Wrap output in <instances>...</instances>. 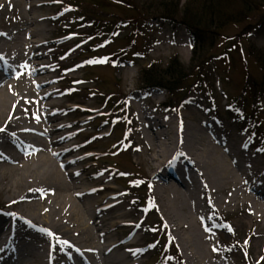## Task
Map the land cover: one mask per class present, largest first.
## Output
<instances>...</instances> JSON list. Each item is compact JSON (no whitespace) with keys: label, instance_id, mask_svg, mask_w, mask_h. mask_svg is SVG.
<instances>
[{"label":"rangeland","instance_id":"rangeland-1","mask_svg":"<svg viewBox=\"0 0 264 264\" xmlns=\"http://www.w3.org/2000/svg\"><path fill=\"white\" fill-rule=\"evenodd\" d=\"M49 1L54 4L50 3L42 9L37 6ZM152 1L154 2V0H137L139 7L135 10L137 13L125 5L109 4L105 7L108 13H115L128 20L120 22L115 30H111V24L108 23L106 26L109 31L103 33L99 30L100 24L96 22L94 26L86 18H81L83 12L79 7L81 3L96 5L98 1L41 0L38 2L33 0V3L27 4L32 6L30 15L25 14L24 9L19 7L0 8V33H14L23 28L25 22L33 21L31 17H36L33 16L35 14L44 13L53 17L28 27V33L36 34L37 41L42 43L39 52L42 53L43 58L39 62L47 66L44 79L52 80L51 87L56 88L61 94L54 100L59 104L57 108L61 109L57 114L62 118V123L67 124V130L61 135L79 129L85 130L74 135V139L70 142V145H78L73 157H78L85 151L96 153V156L95 154L92 156L94 166L92 174L97 173L100 179H107L105 186L109 189L96 196L97 200L105 194H117L113 200L116 202L114 210L104 214L103 218L109 220L116 214L125 215L123 219L109 221L112 224L123 222L115 235L123 239L125 243H133L132 246L120 251V254L124 256L127 264H160L168 254L173 258L166 264H188L176 233L163 212L162 204L151 188L149 178L143 185L139 183L140 179L134 184L135 176H147L149 169L145 164L147 146L137 133L133 110L134 95L130 92L140 88L139 95L145 96L142 99L146 102L145 106L152 109V104L148 102L151 97L147 94L159 92L156 99L158 102L168 101L170 94L165 89H145L148 85L140 82L145 69L155 64L166 68L171 61L176 62L175 65L178 67L182 65L187 72L194 68L189 32L184 26L172 24L150 9L149 5H154ZM176 1L183 7L188 0ZM139 12L146 14H143V19L137 26L136 18ZM25 15H28L27 20ZM246 26L247 23L228 26L222 32L223 38L209 42L211 47L205 49L204 55L215 59L207 67L209 71H207L203 87L191 91V95L182 102L181 113L176 114V111L171 112L163 106L152 112L160 117L172 116L174 127L180 123L178 118H184L190 125H194V118L197 117L198 120L212 123L214 132H221L229 127L233 132L244 133L251 143L252 151L260 154L264 161V93L257 103L258 112L253 106V94L248 86L253 78H262V70L254 57L250 55V49L264 54V25L250 37L241 35ZM137 29L140 33L134 35ZM109 32L114 34L109 36ZM26 33L23 31L20 34L21 38L26 37ZM181 37L184 39V45H180ZM134 40L135 44L131 45ZM129 45L131 48L121 52ZM183 53H186V56ZM90 56L100 57V60L107 62L88 63L98 60L95 58L88 60ZM30 71L29 68L28 74ZM194 80L195 77L189 83ZM25 81L26 77L19 73L18 77L10 82L8 90L16 91L15 96L20 95L25 89ZM119 92L128 97L127 104L130 107L126 111H122L125 106L123 104L118 107L112 106V103L119 98L109 96ZM183 97L182 94L176 97L175 101L179 103ZM236 100H240L243 104L245 118L234 115L232 110H228L230 105H235ZM40 103L50 105L52 102L47 100ZM27 109L28 107L24 104L21 112ZM112 113L115 115L109 118ZM85 114H91V116L87 122H81V119L86 118ZM21 117L25 123H28V118L22 113ZM101 133L109 134L101 136ZM255 134H257L256 137H254ZM255 142L257 146H254ZM122 143L126 146H121V150ZM117 150L119 151L116 158H107L103 160L105 162L98 161V152ZM105 163H115L123 173L113 174L104 169ZM83 166L82 163L78 167ZM17 167L21 168V166ZM17 167H14L16 175L12 177L9 171L4 176H1L0 172V208H2L0 221L7 222L8 225L11 224V219L5 216L8 211H13L19 216V210L26 211L28 205L33 203L38 204L39 210L49 207L39 193L28 195L27 198L18 202L12 200V191L19 193L24 188L21 187L18 192L17 185L23 175ZM0 170H2L1 165ZM106 191L107 193H104ZM53 195L56 197L60 195L64 199L67 193L54 191ZM149 196L157 206L156 210L151 208L145 215L142 207H145L146 198ZM213 199L212 196V204L204 205V209L208 225L213 233V242L219 247L218 259L230 264H264V228L260 224H255L246 233L232 232L228 224H231L235 218L246 215L245 210L242 208L233 213L223 212L216 207ZM210 216L215 219L209 220ZM162 221L168 225L166 231L161 228ZM35 224L40 226L41 230H35L33 227L26 230L36 242L38 241L37 247L46 243L56 252L65 251L64 246L57 244L56 233L49 224L39 217ZM258 231L262 234H258ZM170 232L173 234L176 247H171L167 251L166 233L170 234ZM149 243L154 245L147 247L145 252H141L140 247H145ZM105 245H107L106 242L103 243V246ZM5 258L0 256V262ZM26 258L30 260V256Z\"/></svg>","mask_w":264,"mask_h":264},{"label":"bare ground","instance_id":"bare-ground-1","mask_svg":"<svg viewBox=\"0 0 264 264\" xmlns=\"http://www.w3.org/2000/svg\"><path fill=\"white\" fill-rule=\"evenodd\" d=\"M28 3L33 0H0V8L19 7L27 14L32 10ZM37 6L42 9L47 4ZM33 16V21L25 22L14 33H0V172L4 176L9 171L12 177L16 175L14 167L21 166L17 167L23 175L18 192L24 188L19 193L12 191V200L18 202L39 193L49 207L39 210L38 204L33 203L26 211L19 210V216L13 211L5 214L11 224L0 221V256L6 257L0 264H127L120 251L133 243H125L115 235L123 222H109L125 215L103 218L114 210L117 194H105L97 200L96 196L108 188L107 179L92 174L93 153L73 157L77 144L70 145L69 140L76 131L61 135L67 124L62 123L57 114L61 109L54 102L61 94L51 87L52 80L44 79L47 66L39 62L43 58L39 52L42 43L36 34L28 33V27L52 17L44 13ZM23 31L27 32L26 37L21 38ZM180 45H184L182 37ZM18 70L26 81L24 91L15 96L16 91L8 87L18 77ZM139 92L136 88L130 93L134 95L137 133L147 146L145 164L150 175L146 177L187 263L230 264L218 259L219 247L213 242L204 205L212 204L213 196L216 207L223 212L243 208L247 216H239L228 224L232 232L246 233L255 224L264 228V161L252 151L244 133L233 132L229 127L214 132L212 123L197 117L194 125L180 118L174 127L171 117L152 112L158 110L159 92L147 94L152 109L145 106V96L140 97ZM47 100L52 103H40ZM24 104L28 109L21 112ZM21 113L28 123L22 120ZM82 163L84 166L79 168ZM54 191L67 195L62 199L54 196ZM38 217L56 233V242L65 247L64 252H56L46 243L37 247L38 241L26 228L41 230L35 224ZM105 242L107 245L103 246ZM27 256L30 260H26Z\"/></svg>","mask_w":264,"mask_h":264},{"label":"trees","instance_id":"trees-1","mask_svg":"<svg viewBox=\"0 0 264 264\" xmlns=\"http://www.w3.org/2000/svg\"><path fill=\"white\" fill-rule=\"evenodd\" d=\"M95 1L101 3L97 2L96 5L81 3V5H79V7H81L80 11L83 12L81 18H86L89 23H92L94 26L96 22L100 24L99 30L103 33L109 31L106 26L108 23L111 24L110 29L115 30V28L119 26L120 22L128 20L116 15L115 13H108L105 9L106 6L116 3L120 6H128L132 8V11L134 12L139 9L137 0ZM153 3L154 5H149L151 7L150 9L154 10L156 14H160L161 18L170 21L172 24L183 25L189 31L192 38V60L194 68L187 72L182 65L179 67L176 66V62L174 61H171L166 68H161L155 64L144 70L140 82L141 84H147L148 86L164 87L171 93L172 97L175 98H178L182 94L186 96L191 90L200 87L201 85V87H203L207 71H209L207 67L210 62L215 59L211 56L206 57L204 54L208 47H211L209 44L210 41L214 39L217 41L224 37L222 32L228 26L247 23V26L242 31L241 35L250 37L264 25V0H188L183 7L176 0H154ZM143 14L139 12L138 18H136L137 26L140 24V20L143 19ZM139 33L140 31L137 29L134 35H138ZM112 34H114V32H112ZM112 34H110V32L108 33L109 36ZM133 44H135V40L131 43V45ZM131 45L124 48L121 52L131 48ZM233 46L236 45L233 44ZM230 49H232V47ZM250 55L254 57L255 61H257L262 70V78H253V80L249 82L250 84H248L253 94V106H255L256 111L259 112L257 103L264 93V54L260 51L259 53H256V51L251 48ZM89 58L93 59L95 57L90 56ZM194 77V82L189 83V81ZM109 97L119 98L112 103L114 107H118L122 104L124 105L125 103L126 97L122 92L111 94ZM171 103L173 105L175 101H171ZM231 110L236 115L244 116V107L243 104L240 103V100H236L235 105H231ZM114 115V113L111 114V116ZM109 157L113 159L111 154ZM110 166L116 172L121 173V170L115 165V163H111ZM135 177L134 184H136L138 179H140V176ZM147 206L148 208L153 207L154 202L148 199ZM161 227L164 230L167 228L163 221ZM168 238L169 246L167 249L170 247L173 248L175 244L170 234L168 235ZM170 257V255L167 256V259ZM166 262L167 261H162L160 264H166Z\"/></svg>","mask_w":264,"mask_h":264},{"label":"snow or ice","instance_id":"snow-or-ice-1","mask_svg":"<svg viewBox=\"0 0 264 264\" xmlns=\"http://www.w3.org/2000/svg\"><path fill=\"white\" fill-rule=\"evenodd\" d=\"M106 60H93V61H89L88 63H106ZM0 131H3V129H0Z\"/></svg>","mask_w":264,"mask_h":264}]
</instances>
